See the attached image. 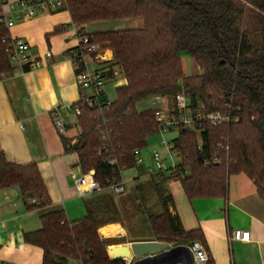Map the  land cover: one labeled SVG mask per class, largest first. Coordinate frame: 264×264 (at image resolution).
<instances>
[{
	"label": "trees",
	"instance_id": "1",
	"mask_svg": "<svg viewBox=\"0 0 264 264\" xmlns=\"http://www.w3.org/2000/svg\"><path fill=\"white\" fill-rule=\"evenodd\" d=\"M62 8L69 11L78 33L112 50L109 67L119 70L126 84L115 88L102 113L82 106L76 143L63 138L66 150L77 153L82 171H94L102 190L82 200L81 218L70 222L62 209L52 210L40 215L39 229L23 234L25 243L42 249V264H69L74 258L88 264H126L109 258L110 239L98 235V228L110 222L125 224L130 241L182 244L200 239L197 229L185 230L169 210L173 198L166 183L172 179L179 180L189 199L213 197L226 194L229 174L244 172L264 198V0H64ZM124 18H138L143 25L84 32L89 22ZM6 34L0 29V77L13 71L1 42ZM182 55L189 56L200 73L186 75ZM177 93H184L194 106L202 103L205 112L223 110L230 100L239 107L240 121L205 122L199 147L194 132L180 130L173 139L180 168L138 182L127 196L131 204L119 205L106 187L120 181L122 170L136 167L133 150L141 149L156 127L152 111H138L136 103ZM217 158L220 163L214 162ZM9 188L18 189L28 210L50 204L35 163L11 162L0 152V189ZM31 198L36 203H29ZM157 206L159 213L152 211ZM140 223L148 225L147 234L132 231Z\"/></svg>",
	"mask_w": 264,
	"mask_h": 264
},
{
	"label": "crops",
	"instance_id": "2",
	"mask_svg": "<svg viewBox=\"0 0 264 264\" xmlns=\"http://www.w3.org/2000/svg\"><path fill=\"white\" fill-rule=\"evenodd\" d=\"M141 27L140 19L124 18L89 22L84 32L92 34ZM10 34L29 43L30 54L40 61V65L0 79V152L11 162L35 163L50 204L42 209L28 210L17 188L0 189V199L4 202L0 207V259L12 264H42V249L25 243L23 234L39 229L40 215L52 210L62 209L70 222L81 218L85 214L82 200L88 197L76 193L74 180L83 171L77 153L66 150L63 143V138L71 145L77 142L74 136L80 129L78 116L62 109L65 132L60 133L50 114L54 108L76 103L79 99L76 68L69 58V52L76 48L78 40L70 13L64 8L39 10L30 19L17 22ZM47 51L51 54L49 58L45 57ZM101 56L102 60L90 63V66H109L113 60L111 49H104ZM114 84L116 88L125 85L126 80L121 78ZM138 167L142 178L148 179L144 176V164ZM167 188L173 198L170 212L179 216L185 230L200 232L197 240L209 256V264H264V198L244 172L227 176L223 196L189 199L177 179L170 180ZM106 227L113 228L105 233L99 231ZM235 229L249 231V240L231 239ZM97 232L102 239H118L126 237L127 226L110 222L99 227ZM127 240L114 241L116 243L110 246L135 242ZM166 246L170 245L166 243ZM135 258H124V261L132 262Z\"/></svg>",
	"mask_w": 264,
	"mask_h": 264
},
{
	"label": "built area",
	"instance_id": "3",
	"mask_svg": "<svg viewBox=\"0 0 264 264\" xmlns=\"http://www.w3.org/2000/svg\"><path fill=\"white\" fill-rule=\"evenodd\" d=\"M64 0H0V29L5 30L7 34L1 38V42L5 44V52L10 66L13 68L12 73H23L26 70L35 69L40 65V61L34 59L30 54L28 42L20 37L10 34V29L19 21H25L37 14L39 10H59L63 6ZM76 32L78 45L69 52V58L76 68V83L79 89V99L76 103L63 104L51 110V117L60 133L65 132V123L62 117V109L66 112L79 116L82 106L94 108L96 112L102 113L111 102L105 96L104 85L110 80H115L119 75V71L110 69L109 66L91 67L90 63H96L102 60V56L98 52L97 43L90 42L86 35ZM50 52L45 54L46 58L50 57ZM98 64V63H97ZM111 72V73H109ZM5 77L1 75L0 79ZM117 81V80H116ZM164 105L159 108L152 109L153 116L156 121L154 134L160 135L159 144L162 145L167 152L172 163L168 167H164V158L160 157L157 150L151 152V158L155 167H146L144 176L150 177L159 172L170 173L178 168L181 164V156L175 149L173 139L168 141L165 138L167 132H178L180 130L191 131L196 135L198 147L201 144L200 134L204 130V123L209 122L212 125H221L226 123H237L240 121L239 107H233L230 100L226 101L223 110H215L205 112L202 104L193 105L191 99L184 93H177L167 98H162ZM136 166L143 164L140 149L133 150ZM177 158L178 161H175ZM110 164L114 163L109 160ZM208 160H204V164H208ZM76 193L80 197L90 195L93 192L101 191L102 188L94 178V171L89 170L82 172L74 180ZM114 196H121L125 193V181L109 182L106 187ZM29 203L34 204L36 200L31 198ZM0 199V207L3 205ZM231 239L248 241L249 231L235 229L231 232ZM186 245L193 257V264H209L210 258L202 244L198 240H193ZM0 264H12L9 261L0 259ZM69 264H88L78 259H71ZM126 264H131L127 262Z\"/></svg>",
	"mask_w": 264,
	"mask_h": 264
},
{
	"label": "rangeland",
	"instance_id": "4",
	"mask_svg": "<svg viewBox=\"0 0 264 264\" xmlns=\"http://www.w3.org/2000/svg\"><path fill=\"white\" fill-rule=\"evenodd\" d=\"M96 43L99 46L98 52L100 53V55H103V50L104 49L106 50V48L102 47L100 42H96ZM182 65H183L184 71L186 73H193L192 75L197 74L196 71L198 69L196 67V63L193 60H191L190 58H188L186 55H182ZM112 69L117 70L116 68H112ZM117 71H119V70H117ZM200 71H201V69H199V73H200ZM194 72H196V73H194ZM117 76L118 77L115 80H112L113 82H107L104 85L105 96L108 99H110V100L114 99V97H115V84H114L115 81L118 80V79L124 78L121 72ZM162 97H164V96H160V95H158V96L157 95L149 96L146 99L141 100L138 103H136L135 108L138 111L139 110L141 111V110H145V109L152 110L154 108L162 107L164 105L161 102L162 101ZM200 104H202V103H200ZM80 133H81V128L77 131V134L74 136V138L76 137L78 139ZM176 135H177L176 132H167V133H165V138L168 141H170ZM159 140H160V135L153 133V134H151V135H149L147 137L146 144L141 148V157L143 159V164H144L145 167H149V166L152 167L154 165V162H153V160L151 158V152L154 149L157 150V152L159 153L160 157L164 158V167H168L172 163V161L169 158V156H168L167 152L165 151L164 147L159 144ZM226 151H227V149H226ZM174 160L178 161L177 158H174ZM220 161L221 160L219 158H217L216 160L214 159V162H217V163L219 162L220 163ZM153 167H155V166H153ZM121 177H122L123 181H126V183H125L126 190H128L131 186H135L138 182L147 179V178H142L141 171H140V168L138 166L122 170L121 171ZM133 188L126 195H121V196H118V197L114 196L115 200L118 202L119 205L124 204V205L129 206L131 204V201L127 199V196L130 193L133 192ZM153 201H154V197L151 196L149 202H153ZM152 211H154L155 213H159L160 209L157 206ZM132 231L135 232V233L147 234L149 232V227H148V225L146 223L134 224L132 226ZM125 238L126 239H125L124 242H126V240L129 238L128 234L126 235ZM117 240L118 239L107 240V243H108L107 245H111V243H113L114 241H117ZM118 241H120V240H118ZM114 243H116V242H114ZM165 243L169 244L170 246L175 245V244H172V242H165ZM106 252H107V249H106ZM108 256H109V254H108ZM109 258H111V257L109 256Z\"/></svg>",
	"mask_w": 264,
	"mask_h": 264
},
{
	"label": "water",
	"instance_id": "5",
	"mask_svg": "<svg viewBox=\"0 0 264 264\" xmlns=\"http://www.w3.org/2000/svg\"><path fill=\"white\" fill-rule=\"evenodd\" d=\"M119 249V248H116ZM123 255H117L112 259H124L129 255L131 264H193V257L188 247L184 244L166 246L165 242L135 241L122 246Z\"/></svg>",
	"mask_w": 264,
	"mask_h": 264
},
{
	"label": "bare ground",
	"instance_id": "6",
	"mask_svg": "<svg viewBox=\"0 0 264 264\" xmlns=\"http://www.w3.org/2000/svg\"><path fill=\"white\" fill-rule=\"evenodd\" d=\"M110 228H113V227H106V228L100 229L99 231H100L101 233H105V232H106L107 230H109ZM122 246H124V245H121V244H118V245H112V246L108 245V246L106 247V249H107V253L109 254V256H110L111 258H114V257L117 256V255H123L122 253H124V250H123V249H120ZM125 246H127V245L125 244ZM116 248H119V249H116ZM129 257H130L129 255L124 256V258H126L127 260H128Z\"/></svg>",
	"mask_w": 264,
	"mask_h": 264
}]
</instances>
